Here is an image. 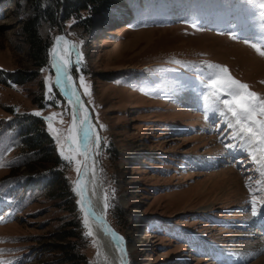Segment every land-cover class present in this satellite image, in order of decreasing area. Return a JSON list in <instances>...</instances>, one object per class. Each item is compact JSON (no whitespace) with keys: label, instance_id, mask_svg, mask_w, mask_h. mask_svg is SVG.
I'll list each match as a JSON object with an SVG mask.
<instances>
[{"label":"rangeland","instance_id":"1","mask_svg":"<svg viewBox=\"0 0 264 264\" xmlns=\"http://www.w3.org/2000/svg\"><path fill=\"white\" fill-rule=\"evenodd\" d=\"M127 11L109 26L106 15L94 16L91 33L72 20L53 26L40 19L37 34L49 49L48 64L37 67L21 28L34 10L26 0H0V76L34 73L22 84L0 80V259L98 264L79 207L44 186L46 169L23 166L17 126L24 114L41 113L72 191L75 165L61 158L45 120L57 113L53 125L65 133L72 123L69 101L48 93L50 48L63 27L72 41H83L76 79L82 75L90 86L91 96L81 90L102 138L99 174L112 222L128 238L129 264H264V214L252 215L246 187L255 188L256 165L239 148H225L239 140L221 116L209 111L205 119L212 105L205 83L216 71L209 64L227 67L264 98V56L244 43L264 47L259 9L246 0H128Z\"/></svg>","mask_w":264,"mask_h":264},{"label":"snow or ice","instance_id":"2","mask_svg":"<svg viewBox=\"0 0 264 264\" xmlns=\"http://www.w3.org/2000/svg\"><path fill=\"white\" fill-rule=\"evenodd\" d=\"M246 2L255 8L259 9L260 20L264 21V0H246ZM260 41L264 44V23H261ZM233 35V39L237 37ZM244 43L251 46L261 56H264V47L253 43L249 39H245ZM80 44L75 41L66 39L64 36H57L54 41V47L50 50L52 57V68L55 70V86L60 89L62 94H66L69 103L73 105L72 123L63 132L61 129L54 127L53 120L58 115L52 113L45 117L48 122V130L53 135L55 142L59 145V154L61 158L69 165H75L77 180L74 182L72 191L79 197L77 204L79 210L83 213V225L87 229L86 237L94 236L90 220L104 222V217L98 215L93 206V201L88 194L87 177L91 171L95 172V158L100 154L99 150L102 146V138L97 131V128L92 123V119L85 108L79 89L77 88L70 70L73 65H80L84 56L79 51ZM75 55V60L72 59ZM179 64L180 61H174ZM210 69L216 71L209 74L205 87L208 89V98L212 99V105L205 108V119L210 117L207 112L211 111L224 119L227 129L231 130V138L238 139L239 144H225L227 149H236L244 151L247 158L255 165L257 178L255 180V188L251 184L246 185L249 188L251 199V211L253 216L264 214V98L258 93L251 91L249 85L232 77L227 67L209 64ZM77 71L79 69L77 68ZM79 88L83 89L86 96H91L90 86L85 82L82 75L78 77ZM47 83V80H46ZM53 86L48 83V93H51ZM79 106L81 115H76V108ZM34 115L40 116V112H35ZM63 121L61 120V123ZM104 125H99L103 129ZM223 142V141H222ZM66 145V147H65ZM67 153V154H66ZM83 157V160L79 159ZM6 162L0 160V168L5 167ZM252 179L251 177L249 178ZM114 192V190H113ZM2 194V189H0ZM258 205L260 206L258 208ZM110 207L108 196L104 197L105 211ZM0 222H4V217L0 216ZM105 231L112 230L104 225ZM113 238L119 241L118 250L121 252V264H125L123 237H118L112 232ZM95 243V241H94ZM101 255L98 251L97 256ZM249 255H254L250 253ZM0 264H11L10 261L0 259Z\"/></svg>","mask_w":264,"mask_h":264},{"label":"trees","instance_id":"3","mask_svg":"<svg viewBox=\"0 0 264 264\" xmlns=\"http://www.w3.org/2000/svg\"><path fill=\"white\" fill-rule=\"evenodd\" d=\"M17 1L18 0H15V2ZM26 1L28 6L34 10V14L25 17V19L21 21V28L28 45L29 55L34 66L37 67L48 64L47 52L49 49V41L43 42L37 34V25L40 19L44 18L53 26H57L58 20H60L63 25L66 21L72 20L75 26L80 27L82 31L91 33L94 16L106 15L107 20L105 23L109 26L112 22L114 24L118 23L120 18L126 19L128 13V0H50L47 5L42 4V0ZM73 71L77 77L75 65H73ZM33 75L34 73L21 71L5 72V78L0 76V80L3 83L12 82L13 84H22L30 80ZM52 78L54 80L53 74ZM52 86L53 93L56 97L64 99L59 89L54 84H52ZM18 123L19 137L21 139L20 146L24 151V156L27 157V161L23 163V166L27 167L29 170H34L35 166L46 169L45 171L50 175V181L45 182L44 186L50 185L52 191L59 192L61 194L60 196L64 198L67 203H71L70 201H72L78 208L79 206L76 203L77 196L73 191L69 192L68 187L65 185L61 173V166L58 161L59 159L54 155L51 137L46 132L41 117L27 113L21 116ZM12 125H16V123H11V126ZM13 170L14 169L10 170L7 177H10L14 173ZM119 212L121 215L120 210ZM114 217L115 213L113 208L109 207L107 209V219L120 233L116 225L112 222ZM66 236L76 237V233L68 232ZM123 237L125 242L128 243V238L125 235H123ZM69 248L73 250L74 245L69 246Z\"/></svg>","mask_w":264,"mask_h":264},{"label":"water","instance_id":"4","mask_svg":"<svg viewBox=\"0 0 264 264\" xmlns=\"http://www.w3.org/2000/svg\"><path fill=\"white\" fill-rule=\"evenodd\" d=\"M60 32H61V35L64 36L66 39L71 40L66 35L63 27L60 28ZM70 74L73 76L74 82H75L77 88L79 89V94L81 96V100H82L85 108L88 109V112H89L90 117L92 119L91 108H90L87 100L85 99L81 88H79V84L77 82L75 73L73 71V67L70 70ZM54 84H55V80H54ZM92 123H93V119H92ZM96 165H98V164H96ZM94 177L95 178H93V180L96 182L97 185L91 186L89 184V186H88V194L91 197L92 201H93V199L95 197L97 198V203H95L93 201V206H94L95 211L97 212V214L104 217V222L101 223L100 221H97V220H90V222L96 223V225H98L100 230L102 231L103 235L106 237L105 249H106V253H107L106 254L107 258L109 259L107 264H121V255L122 254L118 250L119 241L113 238L112 232H114L118 237H123V236L113 227V225L107 219V210L105 211V209H104V195H103V192H102L103 191V187H102L101 184L99 185L100 181L98 180L99 174H98V167L97 166H96V169H95V172H94ZM90 178H91V171L89 172V175L87 177V183L90 182V180H89ZM105 224L107 225V227H109L112 230V232L105 231V227H104ZM122 246L124 248L125 264H129L128 257H127L126 251H125V239H124V237H123V245Z\"/></svg>","mask_w":264,"mask_h":264},{"label":"bare ground","instance_id":"5","mask_svg":"<svg viewBox=\"0 0 264 264\" xmlns=\"http://www.w3.org/2000/svg\"><path fill=\"white\" fill-rule=\"evenodd\" d=\"M57 36H62L61 34H57L56 36H55V38L57 37ZM55 38H54V40H53V42H52V44H51V48H50V50L54 47V41H55ZM50 65H52V57H51V55H50ZM51 71L53 72V74H54V80H55V70L52 68V66H51ZM54 82V81H53ZM55 85V84H54ZM58 88V87H57ZM59 89V88H58ZM59 91H60V89H59ZM61 93V92H60ZM62 94V93H61ZM62 96H64L68 101H69V99H68V96L66 95V94H62ZM63 97V98H64ZM72 107H73V105L72 104H70ZM91 112H92V110H91ZM76 115L77 116H80L81 115V111H80V109H79V106H77V108H76ZM92 119H93V125H95L96 126V128H97V131L99 132V130H98V127H97V125H96V123H95V120H94V117H93V112H92ZM99 152H100V150H99ZM99 155L98 156H96V158H95V165H94V168L96 169V166L98 167V174H99ZM81 160H83V157H81ZM96 164H98V165H96ZM93 178H95L94 177V174L91 172V178L89 179L90 180V182L88 183V186H89V184L91 185V186H95V185H97L96 184V182L93 180ZM77 179V178H76ZM75 179V180H76ZM98 180L100 181V183H99V185L101 184L102 185V187H103V195H104V197H105V195H106V192H105V189H104V185H103V182H102V180H101V178H100V174H99V177H98ZM98 181V182H99ZM75 182V181H74ZM96 196V195H95ZM77 198L79 199V197L77 196ZM93 201L95 202V203H97V198L95 197L94 199H93ZM90 224H91V227H92V230H93V232H94V236H93V238H94V240L96 241V246H97V252L99 251L100 253H101V255H99V256H97V252H96V260H97V262H98V264H107V262H108V258H107V253H106V249H105V244H106V237L103 235V233H102V231L100 230V228H99V226L98 225H96V223H92V222H90ZM98 226V227H97ZM264 226V225H263ZM253 227V226H252ZM262 230H264L263 228H262ZM127 247H126V244H125V251H126V254H127ZM127 257H128V255H127Z\"/></svg>","mask_w":264,"mask_h":264}]
</instances>
